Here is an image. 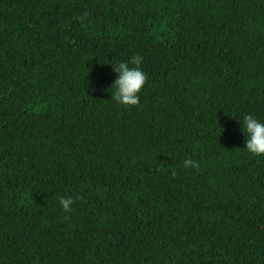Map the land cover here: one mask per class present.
I'll use <instances>...</instances> for the list:
<instances>
[{
  "label": "trees",
  "instance_id": "16d2710c",
  "mask_svg": "<svg viewBox=\"0 0 264 264\" xmlns=\"http://www.w3.org/2000/svg\"><path fill=\"white\" fill-rule=\"evenodd\" d=\"M247 114L264 0H0V264H264Z\"/></svg>",
  "mask_w": 264,
  "mask_h": 264
},
{
  "label": "clouds",
  "instance_id": "9594fccd",
  "mask_svg": "<svg viewBox=\"0 0 264 264\" xmlns=\"http://www.w3.org/2000/svg\"><path fill=\"white\" fill-rule=\"evenodd\" d=\"M141 58L135 56L129 62H120L113 67L118 74L112 87L111 99L121 106H135L140 102L139 93L146 81V74L139 67ZM136 65L130 67L129 65ZM243 135L245 139V149L248 153L255 156H264V122H261L257 117L247 114L243 117ZM186 166L199 167L196 161L188 160ZM74 201L71 197H63L59 204L65 212L72 211Z\"/></svg>",
  "mask_w": 264,
  "mask_h": 264
}]
</instances>
